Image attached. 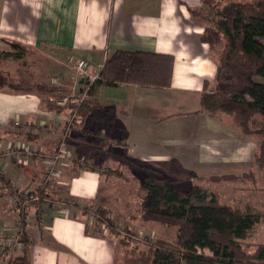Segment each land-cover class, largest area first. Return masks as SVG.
Wrapping results in <instances>:
<instances>
[{"label":"crops","instance_id":"0c3cea01","mask_svg":"<svg viewBox=\"0 0 264 264\" xmlns=\"http://www.w3.org/2000/svg\"><path fill=\"white\" fill-rule=\"evenodd\" d=\"M201 6L202 0H0V43L15 42L47 56L51 46H56L73 56L72 61L85 60L91 73L99 72L106 57L117 50L171 55L174 63L168 89L128 84L99 87L95 98L113 109L112 122L93 123L90 129L113 135L114 140H105L113 144L118 141L116 145L127 148L128 157L157 169L167 159L169 163L184 162V148L194 164L214 167L222 158L223 164L237 165L232 157L240 154V138L234 130L229 132L230 126L223 125L228 120L219 115L192 114L200 109L203 83L212 81L216 70L208 46L200 41L205 24L188 12ZM46 62L52 64V70L67 73L63 60ZM75 73L67 87L79 85ZM68 115L65 111H47L36 94L0 89V173L11 186L27 192L41 187V183L36 184L44 163L35 158L27 164L20 162V167L13 159L6 163L4 149L15 144L51 154L64 134ZM15 122L19 123L17 128L12 126ZM199 123L204 128L191 139L192 145L180 144V138L187 141ZM184 127L190 132H183ZM82 133L68 132L65 144L73 161L63 163L57 176L42 185L46 199L24 211L31 264H110L116 258L117 239L113 237L115 243L110 244L107 242L112 241L105 239L111 236L86 234L88 223L76 214L87 202L93 208L107 206L115 214L113 206L103 199L110 198L109 178L103 181L99 171L88 167L96 154H89L85 160L81 153L89 151L88 147L95 149L97 144L93 136ZM113 148L103 151L107 156L120 155ZM165 154L173 157L162 160ZM202 155L203 160H195ZM4 199L3 204L0 202V230L21 218L20 210L12 209L11 198ZM47 201L54 205L44 209ZM39 207L44 211L38 212Z\"/></svg>","mask_w":264,"mask_h":264},{"label":"trees","instance_id":"16d2710c","mask_svg":"<svg viewBox=\"0 0 264 264\" xmlns=\"http://www.w3.org/2000/svg\"><path fill=\"white\" fill-rule=\"evenodd\" d=\"M188 12L200 22L203 13H209L211 22L205 24L200 41L208 46L209 58L216 65L213 80L203 83L199 96L200 109L192 114L202 113L210 117L225 115L241 134L254 137L256 152L253 157L264 175V0H202L201 7L189 8ZM4 43L9 45L12 52H0V64L7 60H20L31 50L15 42ZM173 63L174 58L167 54L114 51L106 57L97 79L88 88L87 100L65 108L46 101L43 107L55 112L70 110L67 132H75L77 128L86 132L93 123L110 124L113 109L102 106L96 100L99 87L115 88L128 84L168 89ZM0 79V89L7 87L12 93L39 96L58 92V89L36 81L35 74L31 73L18 72V79L6 74ZM82 90L79 88V91ZM120 155L117 156L123 158ZM117 162L118 166L110 170L118 178H124L121 172L124 161ZM129 162L143 173L137 191L136 212L139 220L175 228V232L172 238L147 240V236H141V240H135L136 232H129L127 226L120 234L116 232L119 226L112 218L111 210L97 206L92 211L98 218L97 222H102L109 229V236L118 238L115 256L120 247L130 248L121 263L115 258L110 264H264V243L252 251L242 244L259 224V212L246 205L221 204L217 193H208L200 185L185 187L172 184L162 171L152 165L134 158ZM88 167L94 169L92 165ZM242 176L226 174L205 181L234 182ZM105 177L108 179L110 176ZM22 194L25 197H39L37 203L30 204H38L46 199L43 186L36 191H18L0 174V197L9 196L19 202V206L13 208L20 210L18 223L21 228L25 222L24 210L31 206L22 205ZM82 208L87 213L92 206L87 202ZM126 217L136 219L133 215ZM22 230L20 252L7 264H31L29 240L25 230ZM140 243L144 247H139Z\"/></svg>","mask_w":264,"mask_h":264},{"label":"rangeland","instance_id":"374dc122","mask_svg":"<svg viewBox=\"0 0 264 264\" xmlns=\"http://www.w3.org/2000/svg\"><path fill=\"white\" fill-rule=\"evenodd\" d=\"M236 1H240V0H236ZM201 19L204 24H210L211 22L210 15L208 12L203 13V17H201ZM51 47L52 48L50 52L48 53V56L45 54L39 53V52L35 53V52H32L31 50H28V52H26L20 60H7V61L2 62L0 64V71H1L0 78H3L6 74H8L18 79V72L19 73L23 72L24 74L26 73L35 74L36 81H40L49 87H54L58 89V92L54 95H50V94L39 95V98L43 102V105L46 104L45 103L46 101L53 103L56 100H59L71 94L76 95L73 97L80 96L81 95L79 93L80 87H75L73 84L68 85L71 88L66 86V84H68V82L71 81L70 77H74L73 72H76L75 70L76 60H73V61L70 60V57H73V56L67 55L64 52L62 53L61 51H59L60 49L58 47L56 46H51ZM0 49L5 50L4 52H12L9 45L5 43H2V44L0 43ZM0 52H3V51H0ZM60 57H62V59H60ZM47 59L48 61L49 60L53 62L56 61V63L63 60V63L65 64L64 70L67 71V73L65 72V75H64L60 71L57 72L56 70H52L53 69V68L51 69L52 64L47 63L46 62ZM43 64L45 65L43 69H41ZM68 74L69 75L72 74V75L69 76ZM61 76H62L61 78L62 84L58 87L53 86L51 84V79L54 77H61ZM77 78H79V76ZM72 88L74 89L76 88V90H73ZM1 89H3V91L5 92L9 91L7 87H2ZM85 100H87V98ZM64 111L68 114L70 110L65 109ZM218 115H217L218 117L221 116L222 118L228 120V123L223 124V125L226 127H229V126L231 127L229 132L234 133L235 131L240 138V154H236L234 157H232V159L238 163L237 165H232L234 163H231V162H228V164H223L221 163L222 158H219V163L217 164V166H214V167L194 164L192 162L193 158L188 156V151L184 148V152L186 153L181 154L183 156L184 162L180 160V164L178 162L169 163L170 159H167L165 163L159 166V170L162 171V173L169 178L172 184H181L185 187H188V185H191V184L200 185L208 193H212V192L217 193L221 204L230 205V206H238V207H244L246 205V206H250L257 212H259L261 215L259 224L254 228L250 236L242 242L243 246H245L249 251H252L257 245L264 243V175H263V172L258 168L257 164L255 163L256 161L253 157L254 153L256 152V140L254 137L244 136L237 129H235L232 126L231 120L229 117L225 115H221V114H218ZM68 119L69 121L71 120L70 117ZM104 124H102V126ZM66 127H68V123L66 124ZM203 128L204 126L202 123L195 125L193 127V132H191L192 136L188 138L187 141H183V138L181 137L180 138L181 141L179 143L180 144H184L186 142L189 143L191 139L194 138V135L196 134V132H198V135H199V132L203 130ZM76 131L77 133H80L81 129L77 128ZM182 131L189 133L190 128L184 127ZM82 134H85L86 135L85 137L93 136L94 141H95L94 144H97L95 149L88 147L90 149L89 151H85V150L81 151L82 155L85 156L84 159L87 160V156L89 154L94 155L95 153L96 155L94 156V163L91 164L92 167H94V169H96L97 171L101 173V175L103 176L102 177L103 181L106 175L110 176L109 177L110 198L105 197L103 199H104L105 204H107L108 206H113L115 214L112 215V218L117 221L118 226H119L116 229V232L118 233L123 232L124 231L123 227L127 226L128 229L130 230L129 232H136L134 235L142 236L144 238L147 236V240L150 238L152 240L153 239L155 240L159 237L172 238L175 232V228L163 226L157 223H145L139 220L138 213L136 212V205L138 201L137 191H138V184L141 178L143 177V173L137 170L135 167L131 166L129 160H133V158H130L127 156V148H125L124 146H121L120 144L116 145L118 141L115 142V144H113V142L111 141H107L108 138L111 140H114L115 138L113 137V135L108 136L106 133H102L100 131L95 132V129L93 130V128L92 129L88 128V130H86V132H83ZM67 135H68V132L67 134H65L66 141H67V138H66ZM106 138L107 140H105ZM96 140L99 142L97 143ZM223 142L224 141L218 142V144H222ZM187 145H192V143H189ZM113 147H116V151L122 154L124 159L118 156H114V155L107 156L105 153L106 151H103V149H107V150L114 149ZM97 150H101V151L97 152ZM170 155L171 157H173L172 156L173 154H170ZM170 155L165 154L164 156H162V160H164L167 157H170ZM3 157H4L3 160L6 163H10L11 162L10 159L15 160L13 162L15 164L17 163L19 167L21 166L20 162H23L24 160L21 157L9 155V154H6L5 152H4ZM71 157L73 158L72 155ZM203 157L204 156L202 155L198 158H195V160L196 161L203 160L204 159ZM223 159L228 160V157H223ZM121 160L124 161V164L121 166V172L122 174H124V178H118L116 176L117 174L112 173L110 170V169H114L115 166H118L117 161H121ZM181 167H183L184 169ZM248 173H251V175H247ZM226 174L228 175L233 174V175H240V176L242 174L243 176L242 178H238L234 182L216 181V182L209 183L205 181L206 179H209L212 177H220ZM37 177L39 181L37 182L36 186L41 183L40 186L42 187L43 184H47L48 182H51V181H45L46 178H45L44 172L41 173V177L40 176H37ZM38 187H36V189L34 190L36 191ZM113 194L114 196H112ZM3 197L5 198L7 196H3ZM3 197H0V202H2V204L5 201ZM113 197H115V201ZM45 204H47V206H45L44 209H48V208H51L52 205H54V202L47 201L45 202ZM30 205H34V204H30ZM82 207L83 205L80 208H77L76 214L78 215V219H81L84 222L86 220V224L88 223V225L86 226L87 230L85 228V233L106 235V236L108 235L109 237V233H110L109 229L106 226H104L102 222H97L98 218L92 212L96 208L92 207L90 212L88 211L87 213H84V210ZM104 207H107V206H104ZM12 209L14 208L12 207ZM44 209L39 207L38 212L41 213L42 211H44ZM68 211H70V209ZM127 215H133L136 217V219L130 220L126 217ZM117 216L121 218H117ZM6 226L9 228L14 227V226L19 227L23 233L22 228L24 229V226L22 225V228H21V225L19 223L10 224ZM1 227H5V226H1ZM1 231H2V228L0 232ZM116 239L118 242V238ZM105 240L112 241V242H107L110 244L115 243V239L113 237L106 238ZM138 246L144 247V245L141 243ZM129 249L130 248L120 247V251L116 255L118 263L122 262L124 255L127 253ZM19 252L17 251L15 254H10L9 252V256L7 257L2 256V254H0V264L9 263V261H11L12 258L17 256ZM204 253H208V252L205 251Z\"/></svg>","mask_w":264,"mask_h":264},{"label":"built area","instance_id":"2783aa9c","mask_svg":"<svg viewBox=\"0 0 264 264\" xmlns=\"http://www.w3.org/2000/svg\"><path fill=\"white\" fill-rule=\"evenodd\" d=\"M75 70L79 78L81 79L79 81V85L77 87H80L83 89L82 91H79L81 94L78 97L74 94H71L69 96H65L59 100H56L54 104L58 107L65 108L71 104L78 105L82 101H84L86 98H88L86 92L90 85H92L95 80L98 77L97 73H91V68L89 64L85 60H76L75 62ZM51 84L55 87H58L62 84L61 77H54L51 79ZM73 90H76V88H72ZM71 89V90H72ZM19 125L18 122L13 123V127L17 128ZM67 132V127L64 128V134L59 139L57 143V148L54 152H52L49 155H46L42 152L32 151L27 147L24 146H11L9 145L4 149V152L9 155H14L17 157L23 158V164H27L28 161L35 158L36 160H41L44 163V173H45V181H52L58 174V172L61 169V166L63 163H68L72 160L70 152L67 150L66 144H65V134ZM1 174V173H0ZM2 175V174H1ZM22 205L30 204V203H37L39 201V197L37 195H31L29 197H25L22 194ZM10 203L12 207H18L19 202H17L15 199H11ZM21 229L19 227H4L2 231L0 232V254L2 256H9L10 254H15L18 250H20L21 247ZM135 240H141V236L133 237ZM10 250V251H9ZM17 250V251H16Z\"/></svg>","mask_w":264,"mask_h":264}]
</instances>
